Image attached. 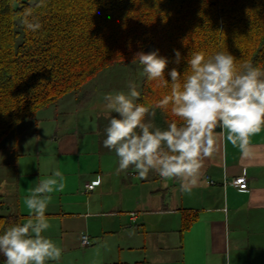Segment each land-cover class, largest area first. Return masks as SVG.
Segmentation results:
<instances>
[{"label":"crops","instance_id":"0c3cea01","mask_svg":"<svg viewBox=\"0 0 264 264\" xmlns=\"http://www.w3.org/2000/svg\"><path fill=\"white\" fill-rule=\"evenodd\" d=\"M76 102L75 93L67 94L52 111L24 121L31 135L17 139L6 160L17 171L9 211L24 222L29 189L56 170L64 177V190L52 194L46 209L50 227L43 233L63 251L47 264H264V129L250 138L247 155L216 132L197 183L182 193L178 178L150 171L142 179L132 166L117 173L118 157L103 145L116 114ZM241 175L248 189L227 183ZM90 182L95 188L86 192ZM187 212L197 219L182 231ZM83 233L90 244H82Z\"/></svg>","mask_w":264,"mask_h":264},{"label":"trees","instance_id":"16d2710c","mask_svg":"<svg viewBox=\"0 0 264 264\" xmlns=\"http://www.w3.org/2000/svg\"><path fill=\"white\" fill-rule=\"evenodd\" d=\"M29 5L0 0V144L19 124L109 67L132 62L139 51L158 49L168 58L165 77L149 81L145 75L137 101L157 118L163 113L165 127L181 123L171 102L158 107L172 93L168 72L177 68L182 82L192 53L207 58L228 51L237 70L246 62L264 70V0H45L33 7L41 24L35 32L21 24ZM174 50L181 54L179 64ZM196 217L187 212L182 231ZM13 223H25L23 216L0 214V229ZM4 260L0 254V264Z\"/></svg>","mask_w":264,"mask_h":264},{"label":"clouds","instance_id":"9594fccd","mask_svg":"<svg viewBox=\"0 0 264 264\" xmlns=\"http://www.w3.org/2000/svg\"><path fill=\"white\" fill-rule=\"evenodd\" d=\"M45 0H30L23 9L21 24L35 32L41 24L33 16V7L44 6ZM175 63L181 54L174 50ZM236 58L228 51L205 57L202 52L187 58L184 79L172 68V93L158 107L172 103V113L181 123L172 122L166 129L145 122L149 109L137 103L141 93L134 82L128 92L102 94L105 108L115 113L105 129V148L118 157L117 173L134 167L140 178L155 171L162 179H180V191L190 192L197 183L202 160L215 150L216 129L226 141L238 146L247 155L250 138L264 129V70L246 62L237 70ZM139 63L149 81L165 77L168 58L159 50L134 54L132 64ZM165 83H169L165 79ZM154 115V113H152ZM59 170L47 178L39 179L24 204L29 212L23 224L13 223L0 229V254L4 264H47L59 261L63 249L51 238L43 235L49 229L45 215L52 194L65 188ZM230 264V261H228Z\"/></svg>","mask_w":264,"mask_h":264},{"label":"rangeland","instance_id":"374dc122","mask_svg":"<svg viewBox=\"0 0 264 264\" xmlns=\"http://www.w3.org/2000/svg\"><path fill=\"white\" fill-rule=\"evenodd\" d=\"M144 78L145 74L143 72V66L138 62L136 64H132V62L125 64H115L101 72L95 78L89 80L81 90L74 92L77 96L76 103H79V106L82 109H106L105 101L102 99V94H114L118 91L127 93L129 90V82H134L137 86V90L141 93L143 91L142 86ZM66 108L71 110L72 107L70 105ZM51 109L52 108H50L48 111H52ZM152 113L154 112L149 111V114L145 117V122H151L162 130L166 129L168 125L166 127L163 126L165 115L162 113L161 116L157 118L156 113H154V115ZM47 114H51V112H47ZM22 123L15 127V129H13L0 144V202L2 203V206H0L1 215L7 214L10 212L9 210H12L11 206L14 204L13 193L17 175V171L13 167V164H8L6 160L7 158L11 157V148L13 147L14 142L21 137H23L24 141H26L27 137L31 135L27 130L26 124L24 127H22ZM52 125H55V123L52 122ZM21 127L24 130H22ZM20 149V147H16L15 150L18 151Z\"/></svg>","mask_w":264,"mask_h":264},{"label":"built area","instance_id":"2783aa9c","mask_svg":"<svg viewBox=\"0 0 264 264\" xmlns=\"http://www.w3.org/2000/svg\"><path fill=\"white\" fill-rule=\"evenodd\" d=\"M228 184H231L238 189L245 190L248 189V179L245 175L237 176L232 178L230 181L227 182ZM96 183L90 182L85 185V191H91L95 188ZM82 244L88 245L90 244L89 236L87 233H83L81 236Z\"/></svg>","mask_w":264,"mask_h":264}]
</instances>
